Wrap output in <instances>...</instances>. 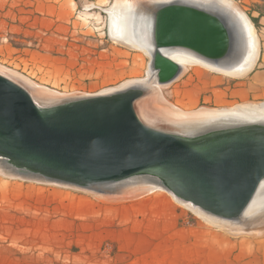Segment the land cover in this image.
Wrapping results in <instances>:
<instances>
[{"label": "rangeland", "instance_id": "rangeland-1", "mask_svg": "<svg viewBox=\"0 0 264 264\" xmlns=\"http://www.w3.org/2000/svg\"><path fill=\"white\" fill-rule=\"evenodd\" d=\"M233 1L258 35L256 66L242 78L188 66L161 88L165 103L183 111L264 106V0ZM113 4L0 0V69L58 93L144 79L147 55L109 34ZM225 226L162 190L108 199L0 175V264H264L263 243Z\"/></svg>", "mask_w": 264, "mask_h": 264}, {"label": "water", "instance_id": "water-1", "mask_svg": "<svg viewBox=\"0 0 264 264\" xmlns=\"http://www.w3.org/2000/svg\"><path fill=\"white\" fill-rule=\"evenodd\" d=\"M151 10L158 46L188 47L215 58L226 51L229 23L220 15L178 3H157ZM153 65L163 83L178 71L159 54ZM143 92L132 86L78 98L44 117L23 90L0 77V154L74 183L113 181L153 168L206 208L241 212L264 177V136L239 130L203 146L186 144L141 124L131 101Z\"/></svg>", "mask_w": 264, "mask_h": 264}, {"label": "bare ground", "instance_id": "bare-ground-1", "mask_svg": "<svg viewBox=\"0 0 264 264\" xmlns=\"http://www.w3.org/2000/svg\"><path fill=\"white\" fill-rule=\"evenodd\" d=\"M157 3L184 4L201 13L225 18L230 31L229 43L224 54L215 58L188 47L158 46L155 40V17L151 10ZM107 12L110 36L147 55L144 79L130 80L117 88L97 93H58L2 69L0 77L23 90L44 117L66 108L78 98L115 95L132 86H140L145 93L134 97L131 106L138 120L149 130L197 147L223 134L239 130L264 136V106L244 103L223 109L183 111L165 103L161 97V88L177 81L188 66H202L232 78H242L254 69L260 56V41L254 25L233 0H114L112 8ZM157 54L177 65L178 71L170 81L163 83L158 80V70L153 65L154 56ZM0 175L87 192L108 199H129L162 190L178 204L197 211L217 227L226 228L225 225H229L227 227L229 232L240 236L256 238L264 236V177L241 212L222 215L187 196L179 185L153 168L139 170L113 181L74 183L43 176L39 169L0 154Z\"/></svg>", "mask_w": 264, "mask_h": 264}, {"label": "crops", "instance_id": "crops-1", "mask_svg": "<svg viewBox=\"0 0 264 264\" xmlns=\"http://www.w3.org/2000/svg\"><path fill=\"white\" fill-rule=\"evenodd\" d=\"M254 75H255V76H254L255 79L261 78V77L263 76V74H261L260 71H256ZM244 237H246V236H244ZM258 239H260V240H258ZM261 239H262V240H261ZM254 240H255L256 243H260V242H261V243L264 244V236L259 237V238H254ZM243 242H248V240H245V241H243Z\"/></svg>", "mask_w": 264, "mask_h": 264}, {"label": "trees", "instance_id": "trees-1", "mask_svg": "<svg viewBox=\"0 0 264 264\" xmlns=\"http://www.w3.org/2000/svg\"><path fill=\"white\" fill-rule=\"evenodd\" d=\"M252 21H253V23H254V24H256V23H257L256 19H254V18L252 19Z\"/></svg>", "mask_w": 264, "mask_h": 264}]
</instances>
